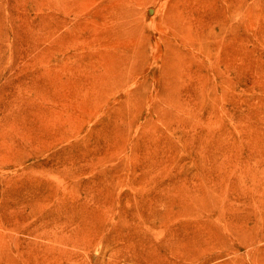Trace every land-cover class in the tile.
<instances>
[{
  "label": "rangeland",
  "instance_id": "1",
  "mask_svg": "<svg viewBox=\"0 0 264 264\" xmlns=\"http://www.w3.org/2000/svg\"><path fill=\"white\" fill-rule=\"evenodd\" d=\"M0 264H264V0H0Z\"/></svg>",
  "mask_w": 264,
  "mask_h": 264
}]
</instances>
